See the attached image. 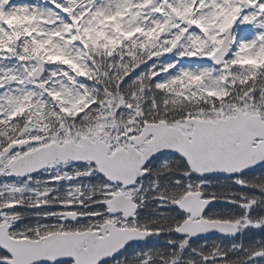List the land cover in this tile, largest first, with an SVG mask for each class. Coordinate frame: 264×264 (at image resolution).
I'll list each match as a JSON object with an SVG mask.
<instances>
[{
	"label": "snow or ice",
	"instance_id": "snow-or-ice-1",
	"mask_svg": "<svg viewBox=\"0 0 264 264\" xmlns=\"http://www.w3.org/2000/svg\"><path fill=\"white\" fill-rule=\"evenodd\" d=\"M0 264H264V0H0Z\"/></svg>",
	"mask_w": 264,
	"mask_h": 264
}]
</instances>
